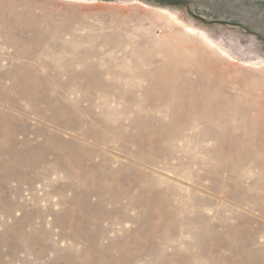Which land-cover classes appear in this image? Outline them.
<instances>
[{
    "label": "rangeland",
    "instance_id": "374dc122",
    "mask_svg": "<svg viewBox=\"0 0 264 264\" xmlns=\"http://www.w3.org/2000/svg\"><path fill=\"white\" fill-rule=\"evenodd\" d=\"M151 78L172 92L151 91L162 103L220 104L236 130L221 143L215 126L191 129L198 111L135 120L139 101L115 86ZM0 114V133L2 115L16 117L17 139L26 130L79 165L124 169L138 196L113 212L100 181L103 197L41 173L59 164L52 152L25 162L0 144V264H264V141H242L254 126L264 135V0H0Z\"/></svg>",
    "mask_w": 264,
    "mask_h": 264
},
{
    "label": "bare ground",
    "instance_id": "6f19581e",
    "mask_svg": "<svg viewBox=\"0 0 264 264\" xmlns=\"http://www.w3.org/2000/svg\"><path fill=\"white\" fill-rule=\"evenodd\" d=\"M189 31L194 33V34H198V35L202 36V34L200 32H195L193 30H189ZM207 41L209 42V40H207ZM215 72H217V71H215ZM203 74H201V76H203ZM147 77H149V76H147ZM178 78L176 77L175 80H177ZM201 78L202 77H200L199 79L201 80ZM151 81H152L151 84H149L148 86H143L142 84L135 83V82L132 83V84H128V85H123L122 84L121 86H119V85L115 86V88L118 89V91L120 93H122V94L125 93V95H126V92H127V93H129L131 95V99H130L131 101L130 102H132V103L134 102L135 103V102L139 101L138 102L139 103L138 110L134 113L135 117H136L135 120L139 119L141 117L147 116V117H149L150 121H159L161 123H164L165 122V120H164L165 115H167V116L170 115L171 124L175 125V124H177V122H179L178 120L181 117V115H185L186 116V114L189 115V114H193L195 111H198V112L201 113L200 114V118L196 119V120H194V119L190 120V118H189L190 121H189L187 126H189L191 129H196L200 125H203L205 127L210 126V125L211 126H215L218 129L217 130L218 131L217 136L219 135V139H220V141H222L221 143H223V142H225L227 140V137H224L225 135L227 136V131L225 132V130L227 129V127H229V121L232 118H235V117L233 115H232V117L231 116L230 117H225L222 113H220L218 111V109L220 108V106H218V105H220V104H215L213 102L215 100V98L213 99V97H214L213 95L214 94L211 95L212 93L209 90H208V92H210V93H202L199 90L200 88L198 89L196 87L199 90L198 92H200V93H198L197 90H196V92L194 91V93H192V96L195 95L194 97H198L201 101H202V99H209V100L211 99V101L213 102L212 104L209 103L208 105L204 104V106H203L204 108H202V109L200 107H196L195 108V106L193 105L194 103L191 101V99H193L192 97H191V99H187L186 97L185 98H180L177 95H181V94H177V93H175V97L177 99L169 97V98L166 99V101L164 103H162V101L159 100L160 98H156V96H154L153 92L151 93V91H153V90H155V89H157L159 87H161V88L165 87L166 89H168V92H169V88H168V86H166L164 81L163 82H159L157 79L152 80V78H151ZM196 81H198V80H195V82ZM198 83H199V81H198ZM192 84L193 83H191L189 85L190 88H193L194 85L192 86ZM170 87H171L170 89L172 90V85ZM157 90H159V89H157ZM8 91L9 92H13L14 91V84L10 85V87L8 88ZM137 92H144L145 95L147 93V95H146L147 99L145 98L147 101L146 100H145V102L141 101L139 99V97L137 96ZM170 93H172V92H169V94ZM163 94H165V92ZM186 95H188V93ZM27 96L28 95L25 92H23L22 94H19V98H22V99H26ZM166 96L164 98H166ZM215 97H217V96H215ZM126 98H127V95H126ZM224 98H225V100H227L226 97H224ZM196 101H197V99H196ZM229 101L227 100V102H229ZM217 103H219V102H217ZM195 104H197V103H195ZM201 104H203V103H201ZM227 106H229V105H227ZM227 106L225 107V109L221 107L222 110L224 109L226 111ZM20 109L22 111L25 110V108H22V107ZM130 110H131L130 105H127L124 112H129ZM222 110L220 109V111H222ZM239 110H241V108ZM109 113L110 114H114L115 111H109ZM158 113H160V115H158ZM2 116L4 117L3 121H7L8 122V123L5 124L6 125L5 131H2L0 133V144L2 146H4V143L6 144L7 142H10V144L13 145L12 147L14 148V151H12V152H15L18 156H21V158H23V160L25 162H26V160L35 162L36 161V157H35V153L36 152H35V150L39 149L40 147H42L43 150L46 151V152H49V153L52 152V154H54V159L55 160H59V164H55L56 161L55 162L52 161L53 163H51L52 164L51 168L46 167V168L42 169L43 171L41 173H43L44 175L50 176L52 174L57 175V173L65 172L67 174V177L70 180L71 179L72 180H81L82 182L88 184V185L85 186L86 187L85 188V193L86 194L95 195V196H98V197H103L102 196L103 193L98 192L99 190H96L93 187L94 182L100 181L101 185H103V191L110 190V191H112V194L114 193L116 195V197L113 195L114 198L112 197V199L109 200V203H111V205H112L111 211L116 212V213L118 211L125 212V211L128 210V208H130L132 206V205H129V204H127V205L125 204V206L124 205L120 206V203H121L120 199L122 197H125V198H131V197H136L137 198L138 197L137 194L134 191V186H133L135 184L134 182H133L134 183L133 184L132 181H130V180H127V179H122L121 180V179L117 178L116 174H118L120 171H124V169H114V167L111 165V163H103V164L91 163L89 165H86V164L85 165H79L76 162L75 163L72 162L70 160V158L66 157L64 155L63 151H61V150L55 151V153H53L54 151L51 150L50 147L45 146V144H44L45 141L44 142H39V140H38L39 138H37L38 136H36V138L32 139L31 137H29V133L26 130L22 132V137L17 139L16 138V134L18 133L17 129L16 128H14V129L10 128L7 125H9V123L10 124L17 123V121L19 119H17L16 117L7 116V115H2ZM134 121H131V123L129 125L134 126ZM256 121H257V118L253 120L252 124H255ZM121 124H122V122H121ZM120 126L123 127V124L120 125ZM255 127L256 126H254V129L252 128L249 131V134L246 135L247 137L244 136L242 138V141H249L250 142V146L253 147V149H256L258 146H261L262 141H264V135L262 137L258 136V134H257L258 132L255 131V129H256ZM227 130L228 131L229 130L235 131L236 127H231V129L228 128ZM158 131H160V130H158ZM40 133H46L47 136H49V138H51V140L56 138V135L53 132H51L50 130H48V129H44L42 131H39V132H37L36 135H39ZM34 135H35V133H34ZM235 141H236V143L238 145L239 138H235ZM33 142H36L37 145H34ZM221 150L223 151V147H221L220 151ZM237 155H238V152L236 151V148H235L232 151V156H237ZM46 162H47V160H46ZM51 164L49 163V164H46V165H51ZM53 164H54V166H53ZM98 169H105L107 171V173L103 174L102 176H97V173H98L97 170ZM98 177H99V179H98ZM90 185H91V187L89 188L88 186H90ZM97 186H98V184H97ZM98 187H100V186H98ZM142 192L143 193H141V195H139V196H142V195L145 196L146 195L143 190H142ZM113 212L110 213V214H113Z\"/></svg>",
    "mask_w": 264,
    "mask_h": 264
}]
</instances>
